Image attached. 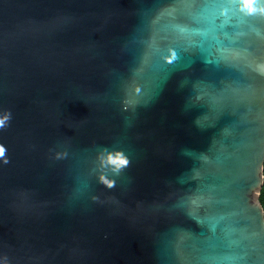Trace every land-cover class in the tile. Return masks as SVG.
Segmentation results:
<instances>
[{"label": "water", "instance_id": "water-1", "mask_svg": "<svg viewBox=\"0 0 264 264\" xmlns=\"http://www.w3.org/2000/svg\"><path fill=\"white\" fill-rule=\"evenodd\" d=\"M0 119V264H264V0H0Z\"/></svg>", "mask_w": 264, "mask_h": 264}, {"label": "trees", "instance_id": "trees-1", "mask_svg": "<svg viewBox=\"0 0 264 264\" xmlns=\"http://www.w3.org/2000/svg\"><path fill=\"white\" fill-rule=\"evenodd\" d=\"M259 201H260V203L263 207V210H264V166H263V185H262V188L260 190Z\"/></svg>", "mask_w": 264, "mask_h": 264}, {"label": "snow or ice", "instance_id": "snow-or-ice-1", "mask_svg": "<svg viewBox=\"0 0 264 264\" xmlns=\"http://www.w3.org/2000/svg\"><path fill=\"white\" fill-rule=\"evenodd\" d=\"M3 124H4V120L0 119V125H3ZM4 155H5V150L3 147H0V158L4 157ZM113 162H115V161H113ZM120 163L123 164L126 162L121 160Z\"/></svg>", "mask_w": 264, "mask_h": 264}, {"label": "clouds", "instance_id": "clouds-1", "mask_svg": "<svg viewBox=\"0 0 264 264\" xmlns=\"http://www.w3.org/2000/svg\"><path fill=\"white\" fill-rule=\"evenodd\" d=\"M4 125V124H3ZM3 125H0V127H3ZM5 162H7V161H5ZM109 187H112V185L111 184H109Z\"/></svg>", "mask_w": 264, "mask_h": 264}]
</instances>
